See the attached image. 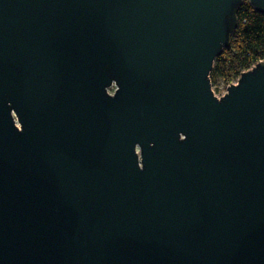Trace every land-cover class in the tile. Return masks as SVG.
Listing matches in <instances>:
<instances>
[{
  "label": "water",
  "instance_id": "obj_1",
  "mask_svg": "<svg viewBox=\"0 0 264 264\" xmlns=\"http://www.w3.org/2000/svg\"><path fill=\"white\" fill-rule=\"evenodd\" d=\"M243 1L0 0V264H264V60L210 78Z\"/></svg>",
  "mask_w": 264,
  "mask_h": 264
},
{
  "label": "trees",
  "instance_id": "obj_2",
  "mask_svg": "<svg viewBox=\"0 0 264 264\" xmlns=\"http://www.w3.org/2000/svg\"><path fill=\"white\" fill-rule=\"evenodd\" d=\"M237 26L230 36V45L214 62L210 78H235L244 69L264 60V14L243 1L237 12ZM233 78V79H234Z\"/></svg>",
  "mask_w": 264,
  "mask_h": 264
},
{
  "label": "rangeland",
  "instance_id": "obj_3",
  "mask_svg": "<svg viewBox=\"0 0 264 264\" xmlns=\"http://www.w3.org/2000/svg\"><path fill=\"white\" fill-rule=\"evenodd\" d=\"M252 66V65H251ZM250 66V67H251ZM249 69V68H248ZM247 69H244L243 71H245ZM242 71V72H243ZM211 76V75H210ZM239 77V76H238ZM237 75L235 76V78H231V79H228V80H224L222 77L218 76V77H214L213 80H211V83H212V89L213 91L220 95L222 93H225L226 92V88L229 84L231 83H235L236 80L238 79Z\"/></svg>",
  "mask_w": 264,
  "mask_h": 264
},
{
  "label": "built area",
  "instance_id": "obj_4",
  "mask_svg": "<svg viewBox=\"0 0 264 264\" xmlns=\"http://www.w3.org/2000/svg\"><path fill=\"white\" fill-rule=\"evenodd\" d=\"M214 93H215V92H214ZM222 94H223V93H222ZM222 94H220V95H222ZM215 95H216V96H220V95H218V94H216V93H215Z\"/></svg>",
  "mask_w": 264,
  "mask_h": 264
},
{
  "label": "clouds",
  "instance_id": "obj_5",
  "mask_svg": "<svg viewBox=\"0 0 264 264\" xmlns=\"http://www.w3.org/2000/svg\"><path fill=\"white\" fill-rule=\"evenodd\" d=\"M253 65H254V64H253ZM253 65H252V66H253Z\"/></svg>",
  "mask_w": 264,
  "mask_h": 264
},
{
  "label": "bare ground",
  "instance_id": "obj_6",
  "mask_svg": "<svg viewBox=\"0 0 264 264\" xmlns=\"http://www.w3.org/2000/svg\"><path fill=\"white\" fill-rule=\"evenodd\" d=\"M111 91V90H110Z\"/></svg>",
  "mask_w": 264,
  "mask_h": 264
}]
</instances>
